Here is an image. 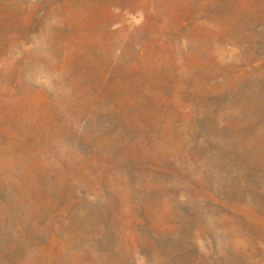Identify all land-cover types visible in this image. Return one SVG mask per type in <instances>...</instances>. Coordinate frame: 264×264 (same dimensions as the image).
<instances>
[{
  "label": "rangeland",
  "instance_id": "374dc122",
  "mask_svg": "<svg viewBox=\"0 0 264 264\" xmlns=\"http://www.w3.org/2000/svg\"><path fill=\"white\" fill-rule=\"evenodd\" d=\"M0 264H264V0H0Z\"/></svg>",
  "mask_w": 264,
  "mask_h": 264
}]
</instances>
